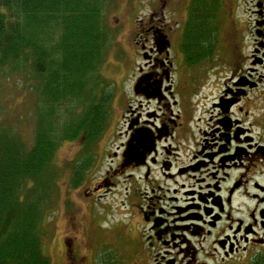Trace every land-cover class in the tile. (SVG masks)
I'll return each instance as SVG.
<instances>
[{
	"label": "flooded vegetation",
	"instance_id": "flooded-vegetation-1",
	"mask_svg": "<svg viewBox=\"0 0 264 264\" xmlns=\"http://www.w3.org/2000/svg\"><path fill=\"white\" fill-rule=\"evenodd\" d=\"M167 1L158 0L163 4L156 5V11L135 32L141 39V52L135 54L141 53L145 66L133 77L132 90L146 109L131 119L127 140L118 152V174L101 178L96 191L110 188L122 176L126 183L133 182L134 189L125 193L123 206L129 218L131 212L133 219L135 215L142 218L136 224L142 258L128 256L129 264H264V132L253 136L249 126L259 123L250 121L248 108L250 93L258 87L230 81L212 102L217 116L211 133L203 126L192 137V149L179 152L172 142L176 122L170 119L179 116L178 109L192 105L187 96L195 94L193 79L200 60L188 59L196 50L189 42L184 45L192 28L188 24L185 32L180 25L195 10L193 0H185V6L184 0ZM174 8L182 10V19L171 17L167 22L164 13ZM262 21H257V28L264 25ZM256 31L263 35L262 47L264 32ZM255 62L264 64L260 58ZM181 78L187 80L183 96L178 88H183ZM168 97L181 98L180 104ZM151 104L156 108L150 109ZM113 156L117 157L116 152ZM126 168L142 172L139 177H127L122 174ZM97 229L96 240L104 233ZM96 240L90 259L85 256L83 262L76 261L75 248L67 241L70 264H114L103 256Z\"/></svg>",
	"mask_w": 264,
	"mask_h": 264
},
{
	"label": "rangeland",
	"instance_id": "rangeland-1",
	"mask_svg": "<svg viewBox=\"0 0 264 264\" xmlns=\"http://www.w3.org/2000/svg\"><path fill=\"white\" fill-rule=\"evenodd\" d=\"M211 1L208 8L211 5H217V8H207V11L205 4L208 1H198L197 11H191L187 22L184 20L180 24L186 32L188 24L193 29L202 19L203 31L195 32L191 29L190 38L184 41V45L187 42L191 46L196 45V50L189 54L188 59L195 61L208 56L212 61L207 62L208 57L199 59L200 64L196 68L198 75L194 74L193 79L195 94L192 96L190 92L187 96L192 105L177 108L179 116L170 119L176 122L173 126L177 134L172 142L174 146H178L179 152L192 149V137L194 134L197 136L203 126L211 133L217 116L212 102L219 98L230 81H243L241 84L244 86L258 87L250 93L248 108L250 121L255 119L259 125L254 123L249 127L254 137L264 132V64L261 66L255 62L257 58L264 61V46L259 47L263 35L258 36L256 31L260 29L262 34L264 32V25L256 27L257 21L263 20L264 24V0ZM183 3L185 6L187 1ZM160 4L163 3L158 0H113L106 9L105 25L110 42L100 73L102 85L111 94L108 107L110 115L94 139L84 134L72 141H63L55 153L57 182L53 189V202L48 210L43 240V251L50 258V264H70L65 249L67 241L75 248L76 261L83 262L85 256L90 259L94 251L92 243L99 235L95 234L94 229L98 230V226L104 233L96 240L97 247L112 263L129 264L127 258L132 255L142 258L140 231L136 225L142 218L135 215L133 219V212L129 218L128 208L123 206L125 193L134 189L133 182L126 183L127 178L122 176L110 188L103 186L102 191L96 190L99 189L97 186L101 178L104 179L108 174H118L116 170L121 161L118 152L127 140L131 119L140 115V109H146L145 103H140V98L137 99L138 95H134L132 90L136 73L139 71L141 74L139 67L145 66L141 53H137V56L135 54L137 51L141 52V39H137L135 32L145 22L143 20H148L151 13L156 11L155 6ZM164 14L167 22L171 17L181 20L183 15L182 10L176 8L173 12ZM204 16H208L210 24L203 22ZM185 82L187 80L181 78L183 88L178 86L182 96L186 89ZM248 82L255 84L250 86ZM168 99L173 100L171 97ZM180 99L173 100L174 104L175 101L180 104ZM33 103L34 94L25 93L20 83L16 84L14 80L0 83L2 120L6 127H12L28 143L32 141L34 132ZM151 108H156V105L151 104ZM257 119H261L262 123ZM181 125L184 126L183 134L180 131ZM115 152L117 157L113 156ZM140 172L142 171L126 168L122 174L139 177ZM78 182L80 183L76 184Z\"/></svg>",
	"mask_w": 264,
	"mask_h": 264
},
{
	"label": "trees",
	"instance_id": "trees-1",
	"mask_svg": "<svg viewBox=\"0 0 264 264\" xmlns=\"http://www.w3.org/2000/svg\"><path fill=\"white\" fill-rule=\"evenodd\" d=\"M112 1L0 0V83L34 94L30 143L5 126L0 106V264H50L43 240L55 153L63 141L94 139L110 115L100 69Z\"/></svg>",
	"mask_w": 264,
	"mask_h": 264
}]
</instances>
